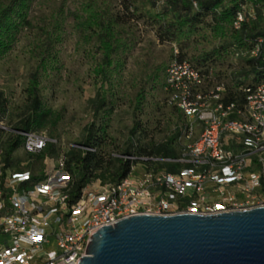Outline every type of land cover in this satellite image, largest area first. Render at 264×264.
I'll return each mask as SVG.
<instances>
[{"label":"built area","instance_id":"2783aa9c","mask_svg":"<svg viewBox=\"0 0 264 264\" xmlns=\"http://www.w3.org/2000/svg\"><path fill=\"white\" fill-rule=\"evenodd\" d=\"M249 16L253 12L249 11ZM244 12L236 14L238 28ZM259 44L246 52L256 56ZM177 49H174V55ZM167 104L183 117L180 151L166 162L175 173L153 172L140 163L118 183L88 185L75 200L65 168L64 145L42 131L3 125L34 155L54 144L38 170L26 160L6 161L0 147V264H78L91 235L131 216L192 213L212 215L264 207V79L242 88V108L224 104L223 85L206 86L187 60L172 58L165 69ZM5 137V138H6ZM4 138V139H5ZM133 159V157H128ZM17 166V168H16Z\"/></svg>","mask_w":264,"mask_h":264},{"label":"trees","instance_id":"16d2710c","mask_svg":"<svg viewBox=\"0 0 264 264\" xmlns=\"http://www.w3.org/2000/svg\"><path fill=\"white\" fill-rule=\"evenodd\" d=\"M35 1L0 0V61L9 53L20 35L31 27L29 12ZM157 1L122 0L120 9L116 12L101 7L97 0L82 2L80 12L65 10L62 2L53 8L44 26H40L36 33L37 64L24 89L25 103L19 114L20 118L10 124L15 129L39 132L48 125L50 128L54 127L57 122L43 104L40 79L57 62L55 47L62 41L63 26L68 18L73 19V26L83 38L95 43L99 52L94 71L100 77L101 85L95 97L89 100L91 120L84 127L81 140L63 152L65 168L71 175L69 194L72 200L78 198L81 191L94 181H99L102 185L118 183L127 176L131 166L137 163L153 172L175 173L181 167L178 163L165 160L177 158L180 151L178 137L184 120L174 107L173 113L178 115L181 124L176 125L169 135H164L159 140L153 138V133H161L163 130L157 127L149 131L139 118L143 92L135 97L133 124L126 139L121 144L116 143L107 131L115 99L114 95H107L103 84L108 80L109 72L117 66L118 55L129 48L122 35L133 16L146 17L159 42L178 46L177 54L172 52L170 60L175 57L189 61L204 75L208 87L222 84L224 104L234 103L242 108V88L255 85L264 79V0H160V6H157ZM240 11L244 12V19L235 28L233 23ZM249 11L253 12L254 17L249 16ZM206 33L219 43L207 51L202 50L188 56L185 48L196 42L197 38L204 39ZM257 44L258 54L249 57L246 52ZM231 51L236 56L243 57L242 65L230 73L228 80H223L224 76L214 71L213 67L218 62L223 63V59ZM161 87L164 91V79ZM7 113L5 100L0 92V120L5 119ZM48 136L55 138L51 131ZM5 137V132L0 129V147L8 162L20 138L11 135ZM58 151L60 150L50 143L43 151L32 155L34 161L28 162L25 167L38 170L45 155H56Z\"/></svg>","mask_w":264,"mask_h":264},{"label":"rangeland","instance_id":"374dc122","mask_svg":"<svg viewBox=\"0 0 264 264\" xmlns=\"http://www.w3.org/2000/svg\"><path fill=\"white\" fill-rule=\"evenodd\" d=\"M84 1L87 0H36L32 4L29 12L31 27L20 35L0 61V92L8 112L2 120L3 125L16 122L24 108V89L37 64L35 44L39 27L44 26L53 8L62 2L65 10L80 12ZM121 1L97 0V3L116 12L120 9ZM160 5L161 1L158 0L157 6ZM125 29L122 38L129 48L118 55L117 66L109 72L108 80L103 84L107 95H114L115 99L107 131L116 143L121 144L126 139L133 124L135 97L143 92L139 118L149 131L157 127L163 130L153 133V138L159 140L181 124L178 115L167 104V94L161 87L170 56L174 49L179 48L175 44L159 42L146 17L133 16ZM205 36L204 39L197 38L196 42L185 48L188 56L207 51L219 43L213 41L208 33ZM55 48L57 62L41 76L40 94L45 108L50 110L57 122L54 127L48 125L41 131L47 135L51 131L59 142L69 145L81 140L84 127L91 120L89 100L95 97L101 85L100 77L94 71L99 52L93 41L86 40L76 31L71 17L66 20L62 41ZM242 58L231 51L223 63L218 62L213 70L224 76L223 80H228L230 73L242 65ZM154 76L156 78L153 79ZM12 160L34 161L32 155L25 153L21 147L13 153ZM99 185L98 181H94L90 187L97 189Z\"/></svg>","mask_w":264,"mask_h":264},{"label":"water","instance_id":"95a60500","mask_svg":"<svg viewBox=\"0 0 264 264\" xmlns=\"http://www.w3.org/2000/svg\"><path fill=\"white\" fill-rule=\"evenodd\" d=\"M78 264H264V207L124 218L95 231Z\"/></svg>","mask_w":264,"mask_h":264}]
</instances>
